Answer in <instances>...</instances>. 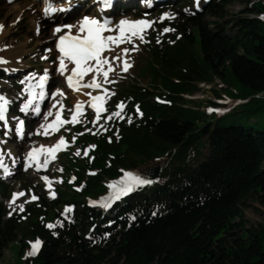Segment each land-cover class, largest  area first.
I'll return each instance as SVG.
<instances>
[{
  "label": "trees",
  "instance_id": "16d2710c",
  "mask_svg": "<svg viewBox=\"0 0 264 264\" xmlns=\"http://www.w3.org/2000/svg\"><path fill=\"white\" fill-rule=\"evenodd\" d=\"M234 1L209 0L200 13L173 11V19L152 25L137 68L147 86L120 84L113 103L125 105V119H108L103 133L77 137L91 151L63 157L65 172L75 176L73 185L65 183L70 192L43 197L8 218L0 204V261L10 244L23 250L39 238L42 248L30 258L35 264H264V222L243 223L248 201L264 202V97H257L264 94V21L249 16L263 14L264 4L257 0L228 17ZM164 27L176 32L164 34ZM217 78L222 89L231 78L248 91H214L216 98L240 101L222 115L185 106L192 99L184 95ZM239 105H250L241 111L243 121L226 124ZM123 170L154 182L110 216L89 207L87 198L102 194ZM68 204L69 222L60 215ZM58 219L63 227H46Z\"/></svg>",
  "mask_w": 264,
  "mask_h": 264
},
{
  "label": "rangeland",
  "instance_id": "374dc122",
  "mask_svg": "<svg viewBox=\"0 0 264 264\" xmlns=\"http://www.w3.org/2000/svg\"><path fill=\"white\" fill-rule=\"evenodd\" d=\"M22 1V2H21ZM23 1L30 2L29 6L22 5ZM163 2L168 3L172 2V0H164ZM161 1H156L153 3L152 7H148L146 11H144L142 16H138L135 10V7H128L123 8V10L119 11V7L117 8L114 16V23L118 24L120 19H132V21L138 19H149L152 21V18H156L159 15V12L155 11V8L160 4L163 3ZM202 2V0H201ZM264 4V0H260ZM200 3V0H199ZM257 3V0H238L231 2L226 8L228 12V17H232L235 15L243 14V11H248L251 9L254 4ZM195 4V0H194ZM137 6L134 3V6ZM192 6H190V10ZM138 9L141 10L140 7L137 6ZM170 8V7H169ZM173 11L179 10L181 8L175 7L170 8ZM200 9V5H199ZM91 9V11H93ZM90 11V12H91ZM41 7L35 0H0V25L3 26L0 29V49L2 50L1 53L4 54L5 58L10 61L5 65L0 67V95L5 96L7 99L14 101H18L21 98V94L19 91V87L22 85L19 83L23 80L24 77H21L22 73L25 71H37L43 70L48 68L49 65L44 63L45 57L44 54H48L47 56L54 55L52 52H45L46 48L52 49L53 39L54 36L51 38L50 41H47L46 36L49 35V30H53L54 23L56 22V17L51 18V22L48 20H44L43 17H40ZM146 13V15H145ZM264 15V12H263ZM77 15H69L68 23H71L75 20ZM250 17H255V14H249ZM50 20V18H48ZM71 20V21H70ZM209 20V19H208ZM211 20V19H210ZM264 21V17H263ZM44 24V25H43ZM148 29V28H147ZM146 29V30H147ZM62 31H67L66 29ZM4 32V33H3ZM264 32V29H263ZM231 34L230 31H228ZM134 46L136 48L135 51H130L128 54H124L122 49L124 47H132L133 45L128 44H121L115 45V52L110 54V59L114 61L112 58L121 55V59H127L131 64V68L128 69L127 72L122 71L119 64H116L114 71L109 75V80L113 81L114 83H107L104 84V87L108 88L109 94L107 96L106 105L107 107L110 106L111 103V95L112 92L110 91L115 89L121 83H127L130 81H136L141 86H147L148 78H138L137 76V68L140 62V57L144 52V42H141L139 38H134ZM16 59V60H15ZM119 61H117L118 63ZM53 68V67H52ZM16 79L14 82L12 79ZM56 78L57 77H53ZM56 79H53L55 82L51 85L50 94L56 88L61 90V85L56 82ZM103 80V79H102ZM220 80L217 78L214 80V83L210 84H199L198 90L191 94V95H184V97L189 98L192 101H189L185 104L186 107L195 108L198 107L200 111L205 112L207 110V106H209V101L213 98H216L214 91H221L223 95H228L227 90L237 91V92H244L248 91L247 88H244L240 83L235 81L234 79L229 78L228 81L226 80L224 84V88L222 89L219 87ZM212 88V89H211ZM222 89V90H221ZM102 90V89H101ZM261 98L264 97V94L259 95ZM19 97V98H17ZM64 105L66 109L73 106L76 102V97L71 94L70 92L64 93ZM225 96L219 97L216 100L220 102L221 108L223 107H231L233 105V101H228L225 104H221L224 102ZM50 102V100H49ZM13 104V105H14ZM259 105L264 111V100H259ZM250 107V105H239L234 110L228 114L224 122L229 124L233 121H243L240 118L243 110ZM46 109V108H45ZM117 107L114 106L113 112L117 111ZM45 111V110H44ZM43 111V112H44ZM9 115L12 117L15 115L14 111H11ZM40 118V117H39ZM38 119H32L27 117L28 120V129L27 135L22 141L14 142L9 139L6 140V143L0 144V150L6 152L7 149L13 151V154L17 158L21 157L24 147L28 143H33V141L38 142L40 139L36 137V126L38 125ZM253 118L249 121V123H253ZM96 120L95 116L91 117V121ZM83 124L85 123V119L81 121ZM98 120H96L95 126L97 125ZM94 124V123H93ZM69 127L66 126L63 128V136L67 138L69 147L73 148V141L69 135ZM30 133V134H29ZM1 135V134H0ZM0 140H5L0 137ZM204 150L203 152H205ZM7 153V152H6ZM83 154V153H82ZM12 163V162H11ZM61 161L56 160L45 173L37 174L31 171H23L21 169L17 170V173L9 178L6 181V190L5 196H0V203L3 205H8L10 208H14L19 206V202L23 201L28 202L30 196H37L48 197L47 191L44 189V185H49L50 187H54L55 190L70 192L64 184L63 170L61 169ZM48 177V180L45 181L43 178ZM74 178L71 177L68 181L73 180ZM1 180V178H0ZM21 190L25 191V198H22L18 201H13V194L19 192ZM6 215V214H5ZM264 222V202L252 199L248 201L247 207L244 210V226L246 228H257L259 224ZM29 249L25 248L23 250L20 249L19 244H10L3 252V256L1 258L0 264H35L33 260L29 258Z\"/></svg>",
  "mask_w": 264,
  "mask_h": 264
},
{
  "label": "snow or ice",
  "instance_id": "6c2138e0",
  "mask_svg": "<svg viewBox=\"0 0 264 264\" xmlns=\"http://www.w3.org/2000/svg\"><path fill=\"white\" fill-rule=\"evenodd\" d=\"M43 2V0H42ZM142 2L147 7H152L154 0H142ZM207 2V0H205ZM100 11H104L113 6L114 0H97ZM196 9L199 10V0H195ZM69 8L67 7H56L53 5V0H47L46 6L43 8V14L47 17L50 13H63L67 12ZM187 12L188 9H185ZM146 15V13H145ZM174 14L170 12H164L160 16V21L165 19H173ZM53 36L58 35V39L54 41L55 49H58V56L56 60L52 62V67L56 73L60 76H66L67 85L70 88H77L78 86L89 88V89H102L100 94L93 95L92 92H86L85 95L90 97L91 107L96 110V120H99L100 113L105 111L104 102L106 97L109 94L108 88L104 87V84L114 83L109 80V73L113 71V63L109 60L107 55H104L106 49L110 45H121L128 44L133 45L130 47H124L122 52L128 54L130 51H135L134 38H139L141 42H147L145 40L146 29L149 28L154 22L149 19H138L135 21H129L127 19H120L118 24L113 25L112 21L103 17L97 18L95 16L84 15L80 20L75 24L71 23H56L53 21ZM3 26L0 25V29ZM66 29L67 31H62ZM75 30V34H73ZM115 31L116 34H112ZM164 34L170 32H176V29L173 27H164L162 29ZM180 37L177 36V39ZM157 43H160L159 37L157 38ZM173 41H169L172 43ZM46 51H52V49H47ZM47 60L48 57H42ZM114 61H118L120 57H113ZM58 61V67L56 63ZM0 63H7L5 59L0 57ZM71 65V67H70ZM131 67V64L127 59L123 61L122 71L127 72ZM99 76L103 77V80L98 79ZM85 77H90L86 83L81 84L84 81ZM29 81H35V83H29ZM49 81V69L45 68L42 75H37L36 73H29L26 75L23 80L20 81L24 85L22 93L26 92L27 96L24 99L23 103L19 106V112L28 114L32 113L35 116L39 117L41 115V102L45 99L47 93L45 92V84ZM39 89L37 92L36 89ZM60 89L56 88L55 91L51 92V96L54 98L60 93ZM19 98V97H17ZM14 101L7 99L5 96L0 95V134L3 137H10L11 135H16L17 137L22 138L25 134V120L20 119L17 116L11 117V123L7 118V113L9 112L10 105H13ZM61 107H64L62 104ZM56 105L53 104L51 108L43 112V118L45 121L48 120V117L53 115L52 109ZM117 109L120 111H114L107 118L112 120L117 118L119 120H124L125 116L123 115L122 110L125 108L123 103L116 105ZM82 108L81 104L76 105V112L71 116V122H77V116L79 110ZM136 112L139 115H142L140 112L139 106L136 108ZM96 120L92 123H96ZM69 121L61 119V113L59 111L55 112V119L51 124H41L37 129V132L40 129H51L56 131L58 126L68 123ZM127 122H132V116L127 117ZM103 127V125H102ZM106 130V129H105ZM90 131V129H86ZM30 134V133H29ZM117 138L118 134H117ZM75 139V137H73ZM111 141V137H109ZM6 143V140H0V144ZM65 143L63 136L60 137L59 141L52 147H44L43 145L39 148H33L31 151L27 152L23 156V167L28 168L30 164H34L37 169L46 168L49 163V158L54 157L55 152L59 149L61 145ZM92 147H95L94 145ZM12 159V164H20L21 160L13 156L11 151L7 153ZM79 155V151L77 152ZM84 155H88V150L84 151ZM43 156V161L41 162L40 157ZM0 170H3L6 176L11 175L12 172L9 168V165L5 162V152L0 150ZM45 181L48 180V177L43 178ZM153 179L144 178L140 175L134 174L132 172L125 171L119 180L113 181L109 184V188L113 189V192L104 200L103 207L105 209L109 208L111 204L109 201H119L122 197L127 196L132 193L135 189L141 186H148L153 183ZM23 195L22 193H14L13 201L17 196ZM56 193L51 192V196L55 197ZM32 200H37L38 197L33 195ZM92 204H97V201H90ZM15 210V209H13ZM19 211H24V204L19 205ZM72 211V207H65L62 216L67 217V214ZM156 212H153L152 215H156ZM9 215H12V212H9ZM132 220H135L136 217L133 215ZM63 227V222L57 220L56 223H48L46 227L48 229H55L57 227ZM55 235L56 233L53 232ZM108 235V233H105ZM42 245L41 239L37 238L34 242L31 243V252L28 253L29 256H34L40 250Z\"/></svg>",
  "mask_w": 264,
  "mask_h": 264
},
{
  "label": "bare ground",
  "instance_id": "6f19581e",
  "mask_svg": "<svg viewBox=\"0 0 264 264\" xmlns=\"http://www.w3.org/2000/svg\"><path fill=\"white\" fill-rule=\"evenodd\" d=\"M22 2V1H21ZM29 4H30V2L28 3L27 1H23V3H22V5H27V6H29ZM54 6H58V5H61L60 3H54L53 4ZM40 7H43L42 5L40 6ZM40 17H43L44 18V14L41 12L40 13ZM80 18H79V20L83 17V15H80L79 16ZM58 22L57 23H60L61 21L62 22H64V23H66L65 22V20L67 19V17L64 15V16H59L58 18ZM129 19V18H128ZM45 20V19H44ZM78 21V20H77ZM77 21H74V22H72L71 24H75V23H77ZM44 25V24H43ZM73 31H75V30H73ZM4 33V32H3ZM53 37V30L51 29V30H49V35H47L46 36V38H47V41H50L51 40V38ZM2 49V48H1ZM0 49V56L2 57V58H4L7 62H9L10 61V59H6L5 58V56H4V54L3 53H1L2 52V50ZM113 50H114V47H113V45H110L109 46V48H108V53H104V55H107L108 56V58H109V60H110V54L113 52ZM115 52V51H114ZM119 57V56H118ZM16 60V59H15ZM121 62H123V61H121ZM121 62H120V64H121ZM113 63V62H112ZM116 65V63H113V67ZM51 76H56L55 75V72L54 71H52L51 72ZM99 79H101V77H99ZM61 85V84H60ZM62 86V85H61ZM60 88H62L61 89V91H60V93L55 97L56 99H55V102H58L60 105L61 104H63V102H64V93L66 92L67 93V90L66 89H64V87H60ZM55 91V90H54ZM86 92H92V89H89V88H83V89H80V90H77L75 93H72V94H74V96L76 97V104H79V103H82V102H85V101H87L88 100V98H90L89 96H87V95H85V93ZM93 93V92H92ZM54 103H51L50 104V106H49V108H51V106L53 105ZM75 104V105H76ZM48 108V109H49ZM47 109V110H48ZM46 110V111H47ZM41 116V115H40ZM41 121H42V123H43V121L45 122V120H44V118H43V114H42V117H41ZM41 123V124H42ZM40 143V142H39ZM39 143H37V144H34V143H31V146H36V145H38ZM8 152L9 151H12V150H10V149H8L7 150ZM12 153V152H11ZM13 155V154H12Z\"/></svg>",
  "mask_w": 264,
  "mask_h": 264
}]
</instances>
